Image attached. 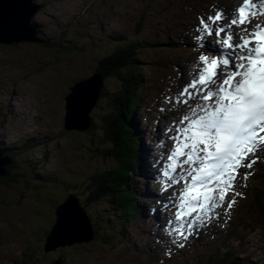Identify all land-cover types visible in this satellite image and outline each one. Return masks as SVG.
<instances>
[{
  "label": "rangeland",
  "instance_id": "1",
  "mask_svg": "<svg viewBox=\"0 0 264 264\" xmlns=\"http://www.w3.org/2000/svg\"><path fill=\"white\" fill-rule=\"evenodd\" d=\"M91 1L93 0H89L88 2L90 3ZM106 1L112 3L113 0ZM169 1L170 0H119L116 2L117 12L114 14V16L110 15L111 17H106L105 13L92 15L93 9L91 8L87 15H84L80 18V21L69 24L72 26L70 31L72 36L80 38V41H84L85 37L88 36L89 33H92V37L96 39V41H99V44L94 46L97 51L88 56L86 54H82L80 49L74 46L71 50V54L57 56V62L55 65H51L45 69L44 79L47 81L46 89L47 95L49 97L45 101L49 106H45V108L42 109L41 115H48L51 108H53L52 104H59L61 108L64 109L65 100L63 97H60L61 95L59 94V91L61 89H65L67 84L78 77L80 73L89 71L97 62L98 57L103 53L104 50L105 53L110 51L107 43H112V40L117 42L131 41L132 43L135 42L136 44H139L141 40H145L144 44H146L145 46L148 49H143L140 51L139 59L141 66L146 71L147 69L154 68L156 60L161 57H164L165 59L172 58L178 60L181 54L185 53L186 62V53L187 50L190 49L188 46L191 42L189 41L190 37L188 39L185 38L184 29L192 25V28L195 29L196 25L195 23L183 25L181 19L178 17H176L174 21H170L169 18L166 17L168 14L167 12L168 10L171 11L173 6L176 14L186 13L188 11H196L198 14H201L203 11L206 12L207 10L202 8L201 3L207 4L209 0H172L175 1L172 2V4H169ZM229 1L231 0H228V2ZM96 5L100 6L98 1ZM53 7L54 6L52 5L47 7V11L54 13ZM189 16L196 15L189 14L188 17ZM165 17L167 18L166 21H160ZM94 22H98L100 26L103 24L106 27L107 34L105 36L110 34L114 36L105 38L100 34L101 27L98 28L97 26H94V28L89 30V26L94 24ZM66 23H68V20H65V22L58 21L55 24L47 26V30L49 31L48 34L59 32L64 27L67 28ZM79 28L89 31L86 32L87 34L80 35L77 33V29ZM121 33L122 37H118L121 35ZM67 39L73 41L71 37ZM149 44H153V47H150ZM169 44H173V46ZM24 46L30 48L28 52L19 51L17 49L15 50L13 48L4 49L8 47L2 48L3 50L0 49V74L2 77L12 76V74L15 76V73H18L19 77L21 78L25 73V65L23 64L24 59H26L25 56L31 59L28 64L33 66L38 64L34 62V59L45 57V53L43 51L38 52V49L41 48L31 44H26ZM178 47L182 48V51L179 53L176 52ZM155 48H157V50ZM132 51L135 53L137 50L134 48ZM48 60L49 58H40L41 63H47ZM178 64L184 66L186 65L182 62H179ZM149 73L150 72H147V75H149ZM7 79L8 80H2L0 83L1 108L5 107V100L3 97L7 94L15 92L13 82L10 81L8 77ZM45 80L42 82L43 85H45ZM30 86L31 88H34V85ZM116 86V82H111L107 85V88L113 87V89H115ZM22 89L27 91L24 85H22ZM67 91H69V88ZM18 94L21 96L20 93ZM36 105L39 108L40 104L38 105L36 102ZM139 109H141L142 114H138V111H136L134 113V118L130 117V122L133 120L139 125L147 123L148 125L151 124L153 127L157 125L158 118H154L152 116V110H150L149 105L146 103L142 95ZM96 111L97 110H95L94 113ZM131 112L133 113L134 110H131ZM17 116H19L18 113ZM51 124L52 123L46 122V125ZM53 124V126L48 127V130L51 131L53 135H57L60 132V136H56L55 140L51 138L49 141L48 137L50 133L42 129L36 130L31 136L26 137V141L28 143L34 144L33 149L36 152L33 156L34 160L36 159V154L42 158L49 157L41 166L37 167V164L34 163V165L37 167V173L44 174V168L46 167L48 170L50 167L56 166L60 169H65L63 166H68V169L72 172V174L80 175H69L70 181L65 184L68 185L67 189L62 183L63 181L60 179L61 177L66 176L67 173L58 175L60 177L58 180L54 181L52 184H49V187H46L41 191L32 184H35L39 187L40 184L47 182L46 176H50V174L37 175V180L31 183L28 182L29 187H27L28 184L22 178V175H24L22 172H27L26 170L28 167L24 164H17L16 166L11 167L9 175L13 177L15 176L16 181L21 180L22 183L20 185L19 183L17 185H15V183L10 184L9 180L5 183V179L7 177L0 179V213L2 215H0V223L2 225H0V243H3L0 244V264H17V261H19L18 264H24L25 260L23 259V243H25V241H30L31 244L35 245V247L39 249L41 253H43L45 238L54 223V212L56 206L65 198L67 192H73L80 198V200L83 199L85 195H89L91 189L88 186V183L92 174L91 172L94 169H100V171H103V168L104 170L123 171L120 170L119 165L115 166L111 161H104L101 152H99L98 155L96 154L95 148L99 140L94 138V136L90 138V135L85 137H72L70 136L71 134L68 135L69 132L65 130L62 132L61 126L63 124V119H60L57 114ZM129 129V126H122V130ZM151 130H153V128H151ZM145 131L146 130L143 131V136H141V133L138 134L137 138L140 137L139 140H141V137L144 141L146 140L147 134H145ZM94 134L98 135V132L95 131ZM73 135L77 136V133H74ZM10 138H12V136H10ZM119 141H121V139ZM152 142L153 139L150 140V143H147V147H151L150 145ZM54 143L57 144L55 146L53 157H50ZM89 144L90 146H88ZM90 147L93 149L92 153H90ZM27 150L28 149L23 151L26 152ZM146 152H150L149 149ZM148 155L147 168L150 169L148 166L151 165L149 159L150 154ZM14 159L17 160L16 157H14ZM83 169L85 171H83ZM252 170H254L253 172L257 173L255 177L258 179L260 177V171L264 172V164L255 166L252 168ZM82 171L83 173L81 174ZM81 175H85L83 176V181H77L78 177ZM53 176L54 175H51L50 177ZM262 176H264V173ZM125 178L126 180L127 178L129 179L127 176H125ZM135 179L134 184L129 181H125V179L121 182H124L123 185L127 187L134 188L136 196H140V192L142 191H144V193H148L146 191V189H148L147 182L140 180L139 175ZM76 181V184L73 183ZM244 183L245 180L242 179L236 184V190L240 191L242 195L235 197V206L233 205L231 209H228V215L225 217V225L228 223V226L230 227L229 230L231 232L235 231L238 239L235 241V243H224L226 232H220V238L217 242H215V247L212 248L211 251L215 257H222L224 256V253L229 251L232 259L238 260L239 263H242V260H240L241 258L246 259L249 256L251 264H264V261L263 263H260L254 256H251V253H260L263 255L264 230L263 232L261 230H257L258 228L248 222V217L245 216L251 207L252 202L250 200L252 197V192L248 190L247 198V193L245 194V190L243 188ZM148 191H150V193L153 191L158 192V190L154 187V181L153 188L150 186ZM142 197L143 196H141V198ZM20 199L25 201L21 202ZM81 201H83L81 202L82 204H85L86 199ZM4 203L7 204L5 207L2 206ZM18 203L20 206L17 210ZM121 204L123 207L130 206L132 209V211L126 214V217L134 215L135 207H133V205H138L137 208H139L140 212L145 211L144 218H132L131 220H127L130 224V232L125 230L123 234L121 230L123 229L124 225L121 218L118 216V212L116 211L118 210V204L114 206L111 200H102L96 207H92V210L97 214L98 224H102V226L103 224H108L111 226L112 221L114 222L112 228L115 232L114 236L116 241H111V236L109 235H113L114 233L111 231L110 226H108V234L104 232V235L97 236L95 239L96 242H92L90 244H79L75 246L74 249H71L76 254V256L68 259V264H120L118 261H116V259L118 258V255H122L123 251L129 249L127 242L131 246V253L127 256L133 257L130 259L131 264H162L159 263V259L168 257L176 259L175 264H185L183 261H194V264H202L204 261H208V264H219V260H208V255L205 256L202 253L195 252V247H193L190 252L183 254L186 250L185 244L184 247H177L176 244L172 242L160 244L151 243V241L148 240V237L146 236V234L149 232L152 221V218H150L148 213V206L142 204V199H137L136 201L134 198L127 197L123 198V202ZM114 207H116V209ZM90 214L93 218L91 219L95 223L96 216L92 212H90ZM11 218H15L16 223L14 221L13 223L9 221ZM117 222L120 223V225ZM40 227H43V231L40 230ZM12 228L14 230H12ZM201 229L203 228H200V230ZM119 235H122L123 240H119ZM8 236L9 239L13 241V243H16L15 245L6 242ZM16 237L20 239H17L16 241ZM22 237L25 240H23ZM256 241H260L262 244L257 245ZM154 246H166L168 249L171 248L172 252L170 255L168 254V250L167 252H157L152 249ZM132 248H134V250H132ZM155 248L160 249V247ZM83 250L88 251V254L85 257L83 256ZM132 251L134 252L132 253ZM64 254L66 257L71 256V252L69 251H66ZM99 254L101 256H99ZM239 255H242V257ZM98 256L100 259L94 261ZM86 257H90V260H87ZM46 259L47 258H45V260ZM120 259L122 261L123 257H120ZM100 260L101 262L99 263ZM171 262L173 261L166 263Z\"/></svg>",
  "mask_w": 264,
  "mask_h": 264
},
{
  "label": "snow or ice",
  "instance_id": "2",
  "mask_svg": "<svg viewBox=\"0 0 264 264\" xmlns=\"http://www.w3.org/2000/svg\"><path fill=\"white\" fill-rule=\"evenodd\" d=\"M261 6L264 0L259 4L243 0L238 15L228 18L218 11L207 19L201 16L193 30V49H203L207 54L199 55L201 63L193 64L191 82L181 94L187 97L183 103L191 99L197 102L179 125L173 122L165 129L174 144L168 160L174 163L158 173L166 178L161 181L162 192L174 184L183 185L163 204L165 209H179L174 219L180 226L165 229L177 247H184V241L194 233L198 235L213 217L218 219L219 209L228 215L235 197L242 195L235 188L237 176L247 180L253 174L241 173L240 169H251L260 158L257 154L264 153V30L250 28L248 15H255ZM224 20L228 22L217 23ZM206 36L213 38L211 44ZM178 169H183L179 178ZM171 252L169 248L168 254Z\"/></svg>",
  "mask_w": 264,
  "mask_h": 264
},
{
  "label": "water",
  "instance_id": "3",
  "mask_svg": "<svg viewBox=\"0 0 264 264\" xmlns=\"http://www.w3.org/2000/svg\"><path fill=\"white\" fill-rule=\"evenodd\" d=\"M38 6L33 3V0H0V43L5 44H14L20 43L22 41H37L33 38L31 34V25L30 22L37 12ZM94 93V91H92ZM99 91H97L98 95ZM80 92L77 91V95L74 98H79ZM86 116L88 115V111L85 110ZM71 123V127L79 128L83 124L87 118L82 119H74L72 112L69 114ZM1 146V143H0ZM0 150H2L0 148ZM2 154L0 153V160ZM5 159V160H4ZM2 163L0 161L1 166L11 164L12 160L4 158ZM11 169V168H10ZM9 169V171H10ZM63 209L64 206L62 207ZM82 222H87L86 219H83V215H79ZM79 217L72 214V220H70L73 225L81 226L79 222L81 221ZM65 220L63 217L60 220V225L55 228L56 234L61 233L62 229L65 226ZM88 226H90L88 224ZM84 227V225L82 226Z\"/></svg>",
  "mask_w": 264,
  "mask_h": 264
},
{
  "label": "trees",
  "instance_id": "4",
  "mask_svg": "<svg viewBox=\"0 0 264 264\" xmlns=\"http://www.w3.org/2000/svg\"><path fill=\"white\" fill-rule=\"evenodd\" d=\"M113 45H116V43H113ZM120 67H122V65H118L116 63L112 64V70L118 69ZM122 71H124V69H122ZM125 75H126V78H125ZM122 76H123V80H124L126 89H130V84H133V85L137 84L136 82H139L140 81L139 78H141V76L138 74V72H136L134 70H130V69H127L126 74H122ZM104 130H105L106 134H108L109 126L106 125L104 127ZM118 136H119V138H118ZM111 138H112V141L116 147L115 150H117L115 157L117 159L119 158V163L126 164L128 162V160L126 158H122L121 156L127 155V149L129 148L132 139L130 137L126 136L125 134H121V133H119V134L112 133ZM120 139H121V141H119ZM111 172H112V170L110 171V174H111ZM102 175H105V174H101L100 176L94 177L93 178V184L96 186L97 189L101 190L103 194H107L110 190V186H109V184H106L105 186L103 185L105 180H104V177ZM114 175H118L116 182L120 185H123L124 182L123 183L121 182L124 180L123 175H129L128 177H130L131 173H129L127 171H125L123 173H119L118 170H115Z\"/></svg>",
  "mask_w": 264,
  "mask_h": 264
},
{
  "label": "bare ground",
  "instance_id": "5",
  "mask_svg": "<svg viewBox=\"0 0 264 264\" xmlns=\"http://www.w3.org/2000/svg\"><path fill=\"white\" fill-rule=\"evenodd\" d=\"M172 12V11H171ZM193 26V25H192ZM191 26V27H192ZM197 26V25H196ZM14 94L16 95V96H18L19 97V94H18V92L15 90V92H14ZM14 98L12 97V100H13ZM138 114L140 113V114H142V111H141V109H139L138 110V112H137ZM13 114H15L16 116H17V113L15 112V113H13ZM163 118H169V122L171 123V125H173V122H174V117H173V114L171 113V112H169V114L167 115V114H163V116H162ZM18 126H20V123H18ZM168 134H165V133H160V135H158V137H161L163 140H165V141H167V143L166 144H163V148H162V150H161V157H160V160H159V162H158V166H160V167H164L165 166V163L167 162V158H168V153H169V148H170V150L172 149L171 148V146H172V144H173V142L170 140V139H168ZM5 138H8V136H6ZM173 146H174V144H173ZM146 148V151H148V149H149V151L151 152L152 150L150 149V148H147V147H145ZM145 148H143L142 149V151H141V154H140V160H141V165H142V167H143V169H145L146 168V170L148 169L147 168V160H148V157L147 158H144V155H148L147 153H145L146 151H145ZM145 153V154H144ZM151 155V154H150ZM149 166V168L151 167V165H148ZM163 170V169H162ZM162 170H155L156 172H161L162 173ZM147 172V171H146ZM148 173V172H147ZM157 173H154V176H153V178H154V180L155 181H157V183H158V186L160 185V183L158 182V177H157ZM137 177V175H133V176H131V177H129V180L131 179H135ZM178 178V177H177ZM162 179V178H161ZM174 185H177V184H174ZM130 195H134V197L136 198V200L137 199H142L141 198V196H136V194H130ZM127 197V196H126ZM168 197H169V195H165L164 196V198H163V203L164 202H166L167 200H168ZM128 198V197H127ZM140 202V201H139ZM134 206V205H133ZM169 210H171V209H167V211H166V215L168 216V217H171L172 216V212L171 211H169ZM207 248H208V246H207ZM258 248V247H257ZM252 256V255H251ZM120 257H121V255H118V258L116 259V261H118L119 263H120V261H121V259H120ZM253 257V256H252ZM244 262V264H251V262H250V259H249V257H247L246 259H245V261H243Z\"/></svg>",
  "mask_w": 264,
  "mask_h": 264
}]
</instances>
